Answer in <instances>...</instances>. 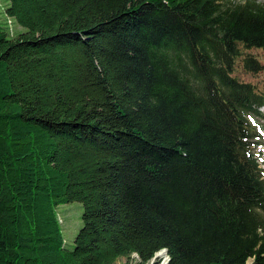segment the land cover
I'll return each mask as SVG.
<instances>
[{
    "label": "trees",
    "instance_id": "obj_1",
    "mask_svg": "<svg viewBox=\"0 0 264 264\" xmlns=\"http://www.w3.org/2000/svg\"><path fill=\"white\" fill-rule=\"evenodd\" d=\"M0 264H264L257 0H10ZM83 205L65 244L60 206ZM126 260V261H124ZM122 261V262H121Z\"/></svg>",
    "mask_w": 264,
    "mask_h": 264
},
{
    "label": "rangeland",
    "instance_id": "obj_2",
    "mask_svg": "<svg viewBox=\"0 0 264 264\" xmlns=\"http://www.w3.org/2000/svg\"><path fill=\"white\" fill-rule=\"evenodd\" d=\"M257 1L260 3H264V0ZM9 5L10 0H0V26L6 29L10 27L13 38H16L20 33H25L26 30L19 26L14 19L11 20L8 18V16L6 15V9L9 7ZM249 53L254 55L264 65L263 51L253 50ZM236 76L240 81L252 84L264 93V70H262L260 73H249L244 69V66L240 62L238 65ZM262 112L264 113V109H262ZM259 122L261 123L262 130L264 132V119L262 118L261 120H259ZM255 153L264 166V141L261 143L260 147L255 150ZM82 214L83 205L79 202L63 205L58 209V215L61 222V227L63 229L65 244L68 247H71L74 244V240L83 226ZM163 251L166 252V250ZM165 255V257H160L157 254L156 257L151 261V264H168L169 259L167 254Z\"/></svg>",
    "mask_w": 264,
    "mask_h": 264
},
{
    "label": "bare ground",
    "instance_id": "obj_3",
    "mask_svg": "<svg viewBox=\"0 0 264 264\" xmlns=\"http://www.w3.org/2000/svg\"><path fill=\"white\" fill-rule=\"evenodd\" d=\"M166 253L163 251V252H160L159 254H158V256H162V257H165L166 255H165ZM164 263H166V262H164Z\"/></svg>",
    "mask_w": 264,
    "mask_h": 264
},
{
    "label": "built area",
    "instance_id": "obj_4",
    "mask_svg": "<svg viewBox=\"0 0 264 264\" xmlns=\"http://www.w3.org/2000/svg\"><path fill=\"white\" fill-rule=\"evenodd\" d=\"M168 259H169V257H168ZM151 264V263H150Z\"/></svg>",
    "mask_w": 264,
    "mask_h": 264
},
{
    "label": "water",
    "instance_id": "obj_5",
    "mask_svg": "<svg viewBox=\"0 0 264 264\" xmlns=\"http://www.w3.org/2000/svg\"><path fill=\"white\" fill-rule=\"evenodd\" d=\"M166 253V252H165Z\"/></svg>",
    "mask_w": 264,
    "mask_h": 264
}]
</instances>
